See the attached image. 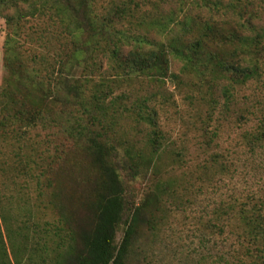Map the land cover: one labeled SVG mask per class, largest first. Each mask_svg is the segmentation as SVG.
Segmentation results:
<instances>
[{
    "label": "trees",
    "instance_id": "16d2710c",
    "mask_svg": "<svg viewBox=\"0 0 264 264\" xmlns=\"http://www.w3.org/2000/svg\"><path fill=\"white\" fill-rule=\"evenodd\" d=\"M0 17V264H152L149 242L175 191L159 180L135 201L130 185L169 153L155 101H169L171 81L212 111L224 81L228 108L259 80L264 0H0ZM253 114L242 136L251 157L264 150V113ZM130 123L150 130L140 140ZM235 155L212 151L195 172L194 201L215 200L198 219L200 243L228 242L196 264H264V165L237 194Z\"/></svg>",
    "mask_w": 264,
    "mask_h": 264
},
{
    "label": "rangeland",
    "instance_id": "374dc122",
    "mask_svg": "<svg viewBox=\"0 0 264 264\" xmlns=\"http://www.w3.org/2000/svg\"><path fill=\"white\" fill-rule=\"evenodd\" d=\"M43 24V21L40 22ZM6 23L0 17V82L3 76L2 45L5 38ZM181 62L171 57V71L180 73ZM107 72V67L104 69ZM103 71V73H105ZM221 81L219 91L215 94L219 100L218 105H211L209 101L202 99L201 93L192 91V87L178 86L177 83L167 81L165 85V95L169 101L157 98L155 101L159 110V125L168 140V152L159 161L157 172H149L144 178L131 182L132 198L138 201L142 195L154 188L155 183L161 180L163 183L170 182L171 190L175 191L173 204L165 209L164 223L159 232L160 235L149 242V252L152 255V264H196L199 260L197 254L209 250L227 249L228 242L220 239L211 240L203 247L200 243V232L198 219L204 215L205 210L210 211L215 205L213 198L206 199L202 203L200 200L194 201V192L197 190L195 173L199 165L205 161L209 153L220 152L224 155L237 152L232 161V168L235 171L232 182L236 186L237 194H244V190L256 182V169L264 165V150H259L255 157H251L249 149L242 146V136L245 131L256 126L258 119L253 112L263 111L264 113V71L259 80H253L246 86L238 88L235 96L228 108L225 105V97L222 94ZM222 92H221V91ZM240 114L249 119L248 122L240 120ZM142 127H133L129 124V132L136 135V138L143 139L150 127L143 124ZM146 125V126H145ZM218 130L219 137L214 139L207 151L198 150V145H203L207 137L212 136L214 130ZM201 141V142H199ZM185 148V150H184ZM247 152L250 158H243L240 154ZM176 152H180L182 157H177ZM187 164L183 162V158ZM242 159L240 160L239 158ZM210 163L208 164V166ZM190 178V180L188 179ZM259 179H261L259 177ZM229 180V178H228ZM233 185V186H234ZM254 185V184H253ZM189 186H193L192 189ZM232 186V185H230ZM258 185H255L256 187ZM228 187L223 188L222 193H230ZM188 202V208L182 210L177 206L181 199ZM166 206V204L164 205ZM166 208V207H165ZM163 209V207H162ZM123 228L118 234V240L122 238ZM210 239V238H209ZM208 239V240H209ZM6 240V236H5Z\"/></svg>",
    "mask_w": 264,
    "mask_h": 264
}]
</instances>
